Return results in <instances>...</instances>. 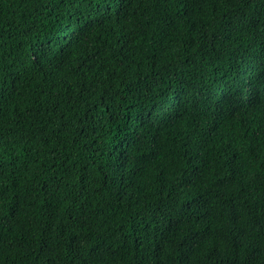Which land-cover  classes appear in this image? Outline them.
<instances>
[{
    "label": "trees",
    "instance_id": "obj_1",
    "mask_svg": "<svg viewBox=\"0 0 264 264\" xmlns=\"http://www.w3.org/2000/svg\"><path fill=\"white\" fill-rule=\"evenodd\" d=\"M263 52L264 0H0V264H264Z\"/></svg>",
    "mask_w": 264,
    "mask_h": 264
},
{
    "label": "bare ground",
    "instance_id": "obj_2",
    "mask_svg": "<svg viewBox=\"0 0 264 264\" xmlns=\"http://www.w3.org/2000/svg\"><path fill=\"white\" fill-rule=\"evenodd\" d=\"M254 26V25H253ZM245 27H247V26H245ZM222 40V39H221ZM242 40V39H241ZM223 41V40H222ZM243 41V40H242ZM225 43V42H224ZM258 43V42H257ZM263 45V44H262ZM263 47V46H262ZM246 51H248V50H246ZM254 51V50H253ZM264 53V52H263ZM264 57V56H263ZM235 59V58H234ZM262 60V59H261ZM232 63V62H231ZM223 67V66H222ZM232 70V69H231ZM173 91V90H172ZM246 98V97H245ZM214 102V101H213ZM230 102V101H229ZM216 105V104H215ZM214 105V106H215ZM234 105V104H233ZM221 106V105H220ZM234 107V106H233ZM263 109V108H262ZM212 110V109H211ZM241 110V109H240ZM227 111V110H226ZM218 112V111H217ZM241 112V111H240ZM251 112V111H250ZM208 113V112H207ZM243 113V112H242ZM218 114V113H217ZM197 115H198V113H197ZM231 115V114H230ZM262 115V114H261ZM256 116V115H255ZM239 119V118H238ZM225 120H226V118H225ZM233 121V120H232ZM241 122V121H240ZM244 124V123H243ZM242 124V125H243ZM189 126V125H188ZM225 128V127H224ZM229 128V127H228ZM235 128V127H234ZM235 130V129H234ZM257 132V131H256ZM263 143V142H262Z\"/></svg>",
    "mask_w": 264,
    "mask_h": 264
},
{
    "label": "clouds",
    "instance_id": "obj_3",
    "mask_svg": "<svg viewBox=\"0 0 264 264\" xmlns=\"http://www.w3.org/2000/svg\"><path fill=\"white\" fill-rule=\"evenodd\" d=\"M246 82H248V80H246Z\"/></svg>",
    "mask_w": 264,
    "mask_h": 264
}]
</instances>
